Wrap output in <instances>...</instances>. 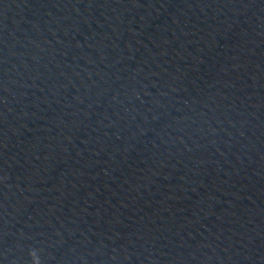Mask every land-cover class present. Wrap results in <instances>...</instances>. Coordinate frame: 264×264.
Returning a JSON list of instances; mask_svg holds the SVG:
<instances>
[{
	"label": "clouds",
	"instance_id": "1",
	"mask_svg": "<svg viewBox=\"0 0 264 264\" xmlns=\"http://www.w3.org/2000/svg\"><path fill=\"white\" fill-rule=\"evenodd\" d=\"M32 257H33V264H39V259L38 257L36 256V253L33 252L31 253Z\"/></svg>",
	"mask_w": 264,
	"mask_h": 264
}]
</instances>
